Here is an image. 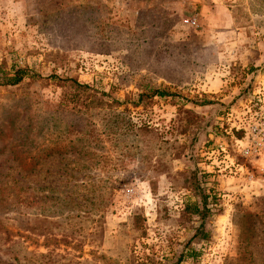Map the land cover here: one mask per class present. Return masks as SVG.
<instances>
[{
	"label": "rangeland",
	"instance_id": "374dc122",
	"mask_svg": "<svg viewBox=\"0 0 264 264\" xmlns=\"http://www.w3.org/2000/svg\"><path fill=\"white\" fill-rule=\"evenodd\" d=\"M12 66L0 264H264V0H0Z\"/></svg>",
	"mask_w": 264,
	"mask_h": 264
},
{
	"label": "trees",
	"instance_id": "16d2710c",
	"mask_svg": "<svg viewBox=\"0 0 264 264\" xmlns=\"http://www.w3.org/2000/svg\"><path fill=\"white\" fill-rule=\"evenodd\" d=\"M27 73H29V69H27L26 67H20V66H12V68H10V70H6L1 72V82L0 84L3 85H14L18 82H20L24 77H26V75H28ZM148 96L149 95H164L165 92L163 90H160L158 88H149V91H147ZM142 96V93L139 94V99ZM206 194H200V202H201V206H202V210L198 209V206L193 203V207L190 210L191 213H194L196 215L199 216L200 218V225L202 224V219L205 216V212L203 210H206L208 208H206ZM195 233H193L192 236H194Z\"/></svg>",
	"mask_w": 264,
	"mask_h": 264
},
{
	"label": "built area",
	"instance_id": "2783aa9c",
	"mask_svg": "<svg viewBox=\"0 0 264 264\" xmlns=\"http://www.w3.org/2000/svg\"><path fill=\"white\" fill-rule=\"evenodd\" d=\"M182 23L186 26L189 27H193L196 26V19L194 17H187L181 20ZM248 133H250V135L252 136L253 139L257 140L261 137H263L262 139H264V120L260 121L259 124H252L251 128L248 127ZM245 129V131L247 130ZM128 191V190H127Z\"/></svg>",
	"mask_w": 264,
	"mask_h": 264
}]
</instances>
